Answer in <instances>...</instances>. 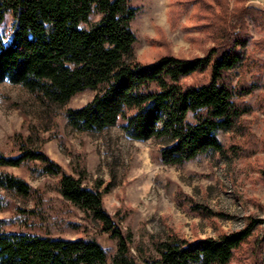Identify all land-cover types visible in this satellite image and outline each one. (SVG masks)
<instances>
[{
  "label": "trees",
  "instance_id": "obj_1",
  "mask_svg": "<svg viewBox=\"0 0 264 264\" xmlns=\"http://www.w3.org/2000/svg\"><path fill=\"white\" fill-rule=\"evenodd\" d=\"M250 9L264 30V9ZM137 12L131 0H0V29L9 25L7 33L0 31V83L26 87L75 130L101 132L122 121L132 138L160 140L159 158L167 164H183L210 151L225 154L219 132L244 126L252 111L247 96L259 86V80H235L233 74L246 62V20L233 16L232 31L222 27L221 37L204 55L168 53L144 62L135 55L131 22ZM86 90L96 91L90 101L67 106ZM14 141L19 146L15 155L0 146V190L5 191L0 212L12 211L0 218V264H264V218L252 215L243 227L217 236L191 240L176 233L165 238L149 234L153 252L144 240L134 247L133 232L104 206L111 183H89L84 151H70L68 171L32 135L17 133ZM7 166L58 177L59 201L81 210L96 222L97 231L73 238L55 235L80 223L54 215L58 202L23 176L2 169ZM9 194L34 204L11 207ZM116 217L126 214L119 209ZM104 232L117 239L112 255L100 242Z\"/></svg>",
  "mask_w": 264,
  "mask_h": 264
},
{
  "label": "rangeland",
  "instance_id": "obj_2",
  "mask_svg": "<svg viewBox=\"0 0 264 264\" xmlns=\"http://www.w3.org/2000/svg\"><path fill=\"white\" fill-rule=\"evenodd\" d=\"M131 4L138 8L131 22L137 36L135 55L144 62L168 53L187 58L204 55L217 43V36L221 37L222 27L226 25V30L232 31L229 22L233 16L242 15L246 20V62L233 74L235 80L241 76L249 82L259 80V86L247 96L252 111L245 115L244 126L219 132L228 151H210L183 164H167L159 158L160 140L134 139L121 127L122 121L101 132L75 130L36 94L9 80L0 83L2 150L15 155L19 146L14 136L32 135L36 144L68 171L70 151H84L89 183L95 179L111 183L104 196L105 208L115 221L133 232L134 247L144 240L151 252L149 234L165 238L176 233L192 240L239 229L248 215L264 218V30L254 23V13H250V8L264 9V0H131ZM8 27L0 31L7 33ZM95 94V90L80 92L67 106H82ZM238 146L247 151L240 153ZM2 169L43 188L48 198L58 202L54 215L80 223L77 228L59 229L55 235L73 238L97 231L96 222L87 219L81 210L59 201L62 197L55 185L58 177L40 175L26 166ZM8 196L11 207L34 204L30 198ZM204 208L228 216L206 214ZM119 209L126 214L124 219L116 217ZM11 213V208L1 211L0 218ZM100 242L110 255L116 250L117 239L109 233H102Z\"/></svg>",
  "mask_w": 264,
  "mask_h": 264
}]
</instances>
